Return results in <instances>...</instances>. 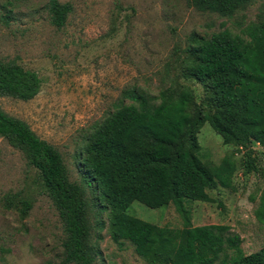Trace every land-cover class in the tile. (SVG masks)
<instances>
[{
    "label": "rangeland",
    "instance_id": "obj_1",
    "mask_svg": "<svg viewBox=\"0 0 264 264\" xmlns=\"http://www.w3.org/2000/svg\"><path fill=\"white\" fill-rule=\"evenodd\" d=\"M59 2L71 6L62 28L52 24L51 0H0V62L37 72L43 82L34 100L2 98L0 107L61 152L70 181L82 190L87 204L94 264H149L130 242L121 247L111 239V212L84 167L89 139L120 109L133 87L157 96L165 89L188 88L208 112L210 93L187 73L192 61L188 48L195 36L210 39L227 29L241 34L251 25L264 24V0L232 18L201 12L189 0ZM197 140L204 163L220 167L229 158L235 171L229 188L219 185L209 192L213 202H187L194 226H228L230 234L243 239L246 255L263 250L259 209L264 157L256 161L258 171L247 173L248 150L225 145L209 122ZM252 148L257 154L263 151L259 145ZM129 214L161 227H183L174 205L154 210L135 202ZM65 237L59 211L38 171L0 137V264H66Z\"/></svg>",
    "mask_w": 264,
    "mask_h": 264
},
{
    "label": "trees",
    "instance_id": "obj_2",
    "mask_svg": "<svg viewBox=\"0 0 264 264\" xmlns=\"http://www.w3.org/2000/svg\"><path fill=\"white\" fill-rule=\"evenodd\" d=\"M189 1L197 10L222 18H232L256 2ZM49 10L52 24L64 27L71 6L51 0ZM188 52L192 61L187 73L211 95L208 112L188 88L165 89L157 96L133 87L120 109L90 137L85 170L111 212V239L121 247L130 242L149 264H264V249L246 255L243 239L230 234V227L194 226L187 206L213 202L209 192L219 185L229 188L235 171L229 158L220 167L202 161L197 134L206 122L225 145L248 150L247 173L258 171L256 161L264 157V24L251 25L241 34L227 29L210 39L195 36ZM42 84L37 72L0 62V99L32 101ZM0 137L26 155L56 205L66 233V264H94L87 204L82 190L70 181L61 152L1 107ZM254 145L263 151L257 154ZM135 202L154 210L174 205L183 227H161L130 215ZM259 216L264 218V196Z\"/></svg>",
    "mask_w": 264,
    "mask_h": 264
}]
</instances>
